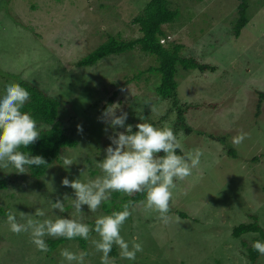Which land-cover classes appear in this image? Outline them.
<instances>
[{"label": "rangeland", "instance_id": "374dc122", "mask_svg": "<svg viewBox=\"0 0 264 264\" xmlns=\"http://www.w3.org/2000/svg\"><path fill=\"white\" fill-rule=\"evenodd\" d=\"M149 1L0 0V96L6 85L20 80L38 86L59 101V120L77 141L73 148H62L58 160L40 178L29 171L0 169V180L6 181L0 190V208L33 216L39 208L45 217L34 218L60 216L90 227L98 216L110 215L102 204H117L129 195L114 191L96 212L82 205L83 213L76 214L71 201L64 200L75 199L74 192L61 181L87 182L101 175L95 162L105 158L109 136L124 131L102 122L99 114L114 95L113 104H120L116 114L127 113L125 126L134 128L141 122L169 126L182 145L177 155L194 149L203 153L200 169L176 181L166 223L141 203L131 208L120 235L130 248L137 242L143 250L135 260H127L113 246L109 255L115 264H251L247 249L262 240L253 233L235 238L233 229L253 223L256 217L264 230V100L259 104L258 96L264 92V0H248V23L237 38L233 29L239 18L238 0L177 1L180 16L163 28L162 45L174 42L181 46V56L193 57L212 70L186 71L177 65L173 77L177 89L169 99L156 91L159 76L146 72L155 65L153 56L138 50L106 57L90 67L76 66L109 36L136 38L137 26L130 21ZM140 72L138 79L133 78ZM178 108L189 133L178 125ZM240 132L247 138L233 143ZM65 158L74 163L65 167ZM57 199L64 201L63 212L50 207L49 200ZM98 238L90 233L84 249L69 240L49 250V242L59 238L45 236L48 250L40 251L29 233H12L6 216L0 215V264H67L60 255L65 248L76 254L87 252L85 264H100L102 254L91 243ZM256 264H264V255Z\"/></svg>", "mask_w": 264, "mask_h": 264}, {"label": "clouds", "instance_id": "9594fccd", "mask_svg": "<svg viewBox=\"0 0 264 264\" xmlns=\"http://www.w3.org/2000/svg\"><path fill=\"white\" fill-rule=\"evenodd\" d=\"M29 98L30 93L18 83L6 85L5 94L0 96V169L11 167L18 174L28 173L31 166L48 165L42 156H31L20 150L40 138L35 119L29 113L21 111ZM119 109L120 104L114 103L102 113V122H107L112 128H124V131L109 136L111 145L105 149V158L95 162L101 175L87 182L62 179L61 184L70 187L75 196V199L65 197L64 200L69 199L75 213L82 214V205H87L89 211L96 212L114 191L129 196L144 193L145 199L140 202L144 209L157 212L159 218L166 223L170 201L177 188L176 181H184L193 175L194 170L200 169L203 153L194 149L177 155V149L182 150V145L169 126L157 128L150 123L141 122L135 125L137 130L133 132L132 125L125 126L127 113L121 111L119 115L116 114ZM77 130L82 132V126L78 125ZM246 138L247 133L240 132L233 138V143L240 144ZM73 163L72 159H64L65 167ZM49 203L52 209L64 211V201L57 199L53 203L49 200ZM131 205L132 202L129 201L123 204L121 211L98 216L91 227L77 219L60 216L54 220L34 218L45 217V212L39 208L35 210L34 216L9 210L6 225L14 234L29 233L36 248L45 252L48 250L45 236L69 240L80 237L88 240L90 233L95 232L99 238L93 239L91 243L102 254L100 264H115V259L109 255L113 246L119 248L120 258L127 260H135L136 254L143 250L142 245L137 242H133L130 248L129 243L120 235L121 227L132 214ZM253 248L264 255V241H255ZM60 255L67 264H85L88 253L82 251L76 254L65 248Z\"/></svg>", "mask_w": 264, "mask_h": 264}, {"label": "trees", "instance_id": "16d2710c", "mask_svg": "<svg viewBox=\"0 0 264 264\" xmlns=\"http://www.w3.org/2000/svg\"><path fill=\"white\" fill-rule=\"evenodd\" d=\"M179 0H150L143 11L130 21L131 26H137L138 36L132 40H122L120 37L109 36L105 42L100 44L96 49L91 51L88 55L81 58L76 62V66L90 67L95 65L98 61L110 57L112 55H122L133 50H138L144 54L153 56L155 65L147 68L146 72H154L159 76L160 84L156 88V91L163 99H169L174 97L177 84L174 80V74L176 72V66H181L184 70H198L199 72H205V69H211L209 66L200 64L197 59L193 57L185 58L180 55L181 46L172 42L167 47L162 45L161 40L166 39V35L163 28L167 25L173 24L180 16L178 2ZM199 2L200 0H193ZM247 2L248 0H238V21L236 22L233 33L236 38L240 35L242 28L248 23L247 20ZM143 72L134 75L133 78L138 79ZM23 88L30 93L29 100L25 103L21 109L23 112L29 113L36 121L37 124L43 126L39 131L40 138L33 144L26 148H21V151L27 152L31 156H42L48 165H42L40 167L31 166L28 171L31 176L35 178L42 177L47 171L48 167L56 162L59 158L62 148H73L77 145V141L67 133L64 125L59 120V107L60 103L57 99L47 95L38 86L27 82L26 80H20L17 82ZM130 80H127L125 84H129ZM259 104L264 100V92H259ZM114 95H112L108 101L100 109V116L102 117L103 111L113 104ZM259 108V105H258ZM182 109L178 108L177 122L180 127H183L186 133L191 130L184 125ZM137 129L134 127L133 132ZM229 155L235 156L233 150H227ZM177 154L180 151L177 149ZM163 155V153H160ZM255 160V159H253ZM6 187V181L0 180V190ZM264 191V188H263ZM119 194L114 193L113 196L117 197ZM145 199L144 193H136L132 196H123L120 198L119 203L114 204L113 201H108L102 204V208L106 213H112L114 211H121L123 204L131 201V208L135 204H139ZM2 208H0V215L6 216ZM179 217H184V214L178 213ZM251 224H240L233 229V236L235 238L244 234H258L260 239L264 241V230L257 224L256 217ZM94 222H89L91 226H94ZM79 243L81 248L86 247V240L80 237L71 239ZM69 239L59 238L49 242V250L55 249L59 244H62ZM248 258L251 264H256L260 253L253 247L248 249Z\"/></svg>", "mask_w": 264, "mask_h": 264}]
</instances>
